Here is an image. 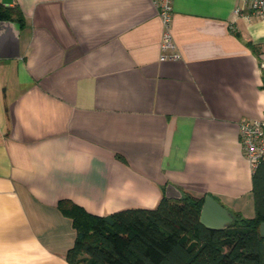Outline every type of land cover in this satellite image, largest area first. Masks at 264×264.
<instances>
[{
  "label": "crops",
  "instance_id": "crops-1",
  "mask_svg": "<svg viewBox=\"0 0 264 264\" xmlns=\"http://www.w3.org/2000/svg\"><path fill=\"white\" fill-rule=\"evenodd\" d=\"M238 5L172 0L159 61L153 0H0V264H68L62 199L107 216L171 186L254 216L238 125L264 117V20Z\"/></svg>",
  "mask_w": 264,
  "mask_h": 264
},
{
  "label": "trees",
  "instance_id": "trees-1",
  "mask_svg": "<svg viewBox=\"0 0 264 264\" xmlns=\"http://www.w3.org/2000/svg\"><path fill=\"white\" fill-rule=\"evenodd\" d=\"M13 11H0V19ZM18 18L19 12L16 11ZM264 88V84H263ZM180 199L162 196L154 209H126L107 216L87 212L71 200L57 202L75 232L68 264H264V159L252 169L254 216L233 214L223 230L199 223L205 196L181 191Z\"/></svg>",
  "mask_w": 264,
  "mask_h": 264
},
{
  "label": "built area",
  "instance_id": "built-area-1",
  "mask_svg": "<svg viewBox=\"0 0 264 264\" xmlns=\"http://www.w3.org/2000/svg\"><path fill=\"white\" fill-rule=\"evenodd\" d=\"M235 14L248 21L252 17L264 20V0H238ZM163 32L160 42L159 61H176L179 52L171 37L172 0H153ZM238 132L243 155L251 169L264 159V117L239 122Z\"/></svg>",
  "mask_w": 264,
  "mask_h": 264
},
{
  "label": "water",
  "instance_id": "water-1",
  "mask_svg": "<svg viewBox=\"0 0 264 264\" xmlns=\"http://www.w3.org/2000/svg\"><path fill=\"white\" fill-rule=\"evenodd\" d=\"M0 46V57H3ZM165 197L168 199H180L181 192L171 186L165 189ZM233 215L228 212L219 202L212 196L206 195L200 210L199 223L205 228L214 230H223L227 228L233 221ZM259 236L264 237V223L259 225Z\"/></svg>",
  "mask_w": 264,
  "mask_h": 264
}]
</instances>
